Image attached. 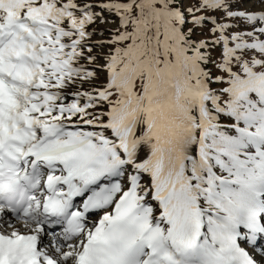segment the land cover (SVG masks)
<instances>
[{
    "label": "snow or ice",
    "instance_id": "6c2138e0",
    "mask_svg": "<svg viewBox=\"0 0 264 264\" xmlns=\"http://www.w3.org/2000/svg\"><path fill=\"white\" fill-rule=\"evenodd\" d=\"M0 264H264V0H0Z\"/></svg>",
    "mask_w": 264,
    "mask_h": 264
}]
</instances>
